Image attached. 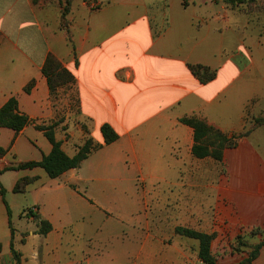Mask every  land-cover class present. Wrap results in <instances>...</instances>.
<instances>
[{
  "label": "crops",
  "instance_id": "obj_1",
  "mask_svg": "<svg viewBox=\"0 0 264 264\" xmlns=\"http://www.w3.org/2000/svg\"><path fill=\"white\" fill-rule=\"evenodd\" d=\"M64 4L0 0V108L15 97L31 120L19 133L0 128V147L14 161H38L52 145L36 126L56 122V140L69 156L87 138L100 148L54 179L41 168L0 174L2 182L14 173L3 186L20 254H12L0 194V264H190L176 246L148 236L135 238L137 248L127 255H105L112 219L121 236L139 229L141 199L149 189L156 224L165 209V228L172 232H264V126L224 151L227 179L223 170L217 174L218 161L193 156L194 130L180 121L196 115L229 136L243 132L248 117L264 114V66L254 61L241 68L226 57L222 31L194 25L186 0H71L70 40L61 24ZM49 54L74 75L73 88L51 93L42 73ZM193 64L216 70V78L201 83ZM104 124L118 133L108 145ZM25 176L39 180L16 193ZM32 207L51 224L46 235L23 213ZM254 264H264V247Z\"/></svg>",
  "mask_w": 264,
  "mask_h": 264
},
{
  "label": "rangeland",
  "instance_id": "obj_2",
  "mask_svg": "<svg viewBox=\"0 0 264 264\" xmlns=\"http://www.w3.org/2000/svg\"><path fill=\"white\" fill-rule=\"evenodd\" d=\"M63 1H65L66 4L63 5L64 10L62 11V16L65 17V21L67 22L66 18L71 0ZM186 2L191 12L196 15L194 25H199L206 29H219L222 31V35L225 39L224 51L226 57L229 56L232 58L241 68H243L245 64L254 61L264 66V0H256L254 2L243 0L234 5L227 3L226 0H186ZM259 117H264V114ZM255 118L256 117H248L247 128L252 126L253 119ZM262 136L264 137V135ZM255 141L256 140H254V142ZM255 143L257 144V142ZM6 155L7 157H5L8 161L0 162V169L20 163L13 160L12 153ZM222 170L224 171V178L230 179V175L228 176L229 172L227 173V167L224 164L222 167L220 162L217 163V174ZM11 174L14 173H6L3 175L1 179L2 185L5 186L9 183V176ZM227 182L228 181L225 180L224 185H228ZM231 185L234 184L232 183ZM139 186L143 187L144 185L139 184ZM141 201L143 211L140 217L142 220L137 226L139 229L136 231L130 232L126 230V234L121 236L119 228L115 227L118 223L112 219V227H110L111 238L107 241L105 240L103 243L105 255L107 257L121 256L123 251H125L124 254L127 255L133 249L137 248L135 245V238H145L148 236L149 238H160L164 243L176 246L190 258L189 263L192 264L194 262L193 260L198 258L197 241L176 235L175 232L167 230L165 228L167 226L165 209L162 217H160L161 215L159 216L163 219V222L161 224H156V216L151 208L153 200L151 199L150 189L149 192L143 193ZM257 232L258 229H250L241 230L236 234L235 232L231 233L227 231L226 228H223L221 232L211 231V234H215L212 243V252L218 264H239L242 262L248 256L252 247L264 239V232ZM239 235L241 236V240L238 239ZM21 246V242L16 243L17 248L20 249ZM82 246L83 241H81L78 247V251L81 255ZM30 248V245H27L26 251H30ZM124 254L122 256H124Z\"/></svg>",
  "mask_w": 264,
  "mask_h": 264
},
{
  "label": "trees",
  "instance_id": "obj_3",
  "mask_svg": "<svg viewBox=\"0 0 264 264\" xmlns=\"http://www.w3.org/2000/svg\"><path fill=\"white\" fill-rule=\"evenodd\" d=\"M243 0H226L229 4H236ZM254 2L256 0H248ZM62 29H65L68 38L70 40L69 30L67 29V22L65 17L62 16ZM192 74L198 78L201 83H208L216 78L217 71L211 69L205 65H190ZM43 75L47 78L51 93L54 95L57 89L62 87L73 88L76 84L74 75L64 68L61 62L53 55L49 54L42 68ZM32 84L25 88L28 92ZM182 123L190 126L194 130V146L192 148V154L196 158H212L215 161L222 162L224 151L226 149L234 148L238 145V140L241 137L247 136L252 130L264 126V117H256L253 119L252 126L246 128L243 132L233 134L229 136L219 128L207 122L206 119L198 117L196 115L187 116L180 120ZM31 123L30 118L22 114L18 108V100L15 97L10 98L0 108V128L11 129L16 133L22 131L27 125ZM56 122H52L49 125H37L38 130L43 131L45 137L52 145V149L49 154L44 155L40 160H30L20 162L17 165H10L0 169V174L7 171H20L33 168H41L45 171L49 178H57L67 172L68 170L78 168L81 163L90 155L91 152L100 148V145L94 143L93 139L87 138L82 146L78 148L77 153L74 156H69L63 149L60 141L56 140L55 128ZM101 133L106 145L113 143L118 139V133L108 124H104L101 127ZM8 150L0 147V159L5 157ZM39 180L37 176H25L21 177L15 187L16 193H23L27 188ZM0 194L3 198V202L7 208V214L9 217V226L12 234L11 251L15 258H19V253L14 249L13 235L14 230L11 223V211L7 201L5 199L6 190L0 182ZM29 210V211H28ZM28 211V213H27ZM27 217H32L38 225V233L46 235L52 230L51 224L41 219L38 213L30 212V209L24 210ZM261 230L258 229V232ZM175 234L197 241L198 249L197 256L204 264H218L216 257L214 256L211 244L215 238V234H209L202 231H197L186 227H176ZM257 232V233H258ZM262 232V231H261ZM241 240V236H238ZM264 247V239L258 244L252 247V250L248 253V256L239 264H254V261L260 256L261 250Z\"/></svg>",
  "mask_w": 264,
  "mask_h": 264
},
{
  "label": "built area",
  "instance_id": "obj_4",
  "mask_svg": "<svg viewBox=\"0 0 264 264\" xmlns=\"http://www.w3.org/2000/svg\"><path fill=\"white\" fill-rule=\"evenodd\" d=\"M29 211V210H28ZM28 211H27V213H28ZM30 212H32V213H36L37 212V209L35 208V207H32V208H30Z\"/></svg>",
  "mask_w": 264,
  "mask_h": 264
}]
</instances>
